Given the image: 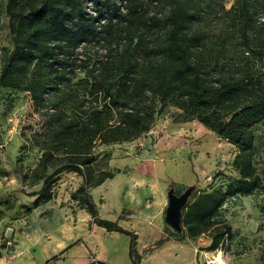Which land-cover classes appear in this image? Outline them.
<instances>
[{"label":"trees","instance_id":"16d2710c","mask_svg":"<svg viewBox=\"0 0 264 264\" xmlns=\"http://www.w3.org/2000/svg\"><path fill=\"white\" fill-rule=\"evenodd\" d=\"M153 3L169 4V13L147 12ZM218 4L4 1L0 10L9 47L0 66V87L29 95L42 120L29 137L41 153L37 169H51L29 195L35 207L51 200L59 175L71 172L81 178L72 200L97 226L126 233L98 217L89 194L118 172L95 170V150L145 135L171 106L180 122L196 121L236 149L230 162L236 176L228 177L224 188L191 186L180 231L165 227L152 247L170 237L182 241L209 234L205 251L211 252L232 238L230 226L219 220L222 206L262 186L255 128L264 123V0H233L228 9L220 4L219 23L210 28L205 19Z\"/></svg>","mask_w":264,"mask_h":264},{"label":"rangeland","instance_id":"374dc122","mask_svg":"<svg viewBox=\"0 0 264 264\" xmlns=\"http://www.w3.org/2000/svg\"><path fill=\"white\" fill-rule=\"evenodd\" d=\"M5 0H0V9ZM218 6L206 17L209 27L219 23V5L228 9L233 0H218ZM205 9V8H204ZM170 11L167 3H153L147 12L157 16H166ZM202 14L208 12L204 10ZM208 27V28H209ZM6 17L0 10V66L8 49ZM76 82V79L73 81ZM178 110L167 106L158 116L151 130L129 142L110 144L95 150V170L118 171L116 166L128 168L126 162L152 158L163 159L159 164L157 179L166 184V189L178 197L191 186L197 190L224 188L228 177L236 176L230 166L236 149L205 129L196 121L180 122ZM41 117L34 113L29 95L25 92L0 87V229L14 226L17 233H22L30 217L33 205L32 191L39 189L45 172L37 169L40 151L30 141L33 131H38ZM256 168L262 180L261 188L250 195L235 196L222 206L219 220L231 228L232 238L228 239L217 251H206L208 258L220 252L228 264H261L264 257V123L255 128ZM63 162L65 159H59ZM111 165V167H109ZM222 172L221 175L216 173ZM81 178L71 172L62 173L51 185V200L61 206L71 201V194L77 189ZM172 188L169 190V185ZM101 186L94 190L99 194ZM167 198H168V193ZM166 203V204H165ZM167 202H157L160 207L159 226L166 225L165 209ZM165 204V205H164ZM27 221V220H26ZM29 223V222H27ZM166 227V226H165ZM203 259V258H202ZM206 264L205 260H202Z\"/></svg>","mask_w":264,"mask_h":264},{"label":"crops","instance_id":"0c3cea01","mask_svg":"<svg viewBox=\"0 0 264 264\" xmlns=\"http://www.w3.org/2000/svg\"><path fill=\"white\" fill-rule=\"evenodd\" d=\"M156 156L127 159L122 164L128 168L116 166L119 170L113 178L89 190L98 217L126 233L97 226L75 200L61 206L52 199L32 210L22 233L13 225L0 229V264H203L209 234L182 241L170 237L161 247H152L165 226L170 228L155 222L160 211L157 202L168 200L166 184L157 179L161 167L156 163L163 159ZM101 186L104 189L95 195ZM7 230L14 241L9 249L3 244Z\"/></svg>","mask_w":264,"mask_h":264},{"label":"water","instance_id":"95a60500","mask_svg":"<svg viewBox=\"0 0 264 264\" xmlns=\"http://www.w3.org/2000/svg\"><path fill=\"white\" fill-rule=\"evenodd\" d=\"M189 193L190 188L178 197L174 196L171 192L168 193V203L165 209L164 221L173 231H180L181 209L185 205ZM10 235L11 230H7L5 237L9 238Z\"/></svg>","mask_w":264,"mask_h":264},{"label":"bare ground","instance_id":"6f19581e","mask_svg":"<svg viewBox=\"0 0 264 264\" xmlns=\"http://www.w3.org/2000/svg\"><path fill=\"white\" fill-rule=\"evenodd\" d=\"M209 259L211 260V262H208L209 264H228L227 260L223 258L220 252Z\"/></svg>","mask_w":264,"mask_h":264},{"label":"built area","instance_id":"2783aa9c","mask_svg":"<svg viewBox=\"0 0 264 264\" xmlns=\"http://www.w3.org/2000/svg\"><path fill=\"white\" fill-rule=\"evenodd\" d=\"M13 242L14 241H13V239L11 237L5 238L4 241H3L4 247L6 249L11 248L13 246ZM203 256H204V259L206 261V264H209L208 262H211V260L206 256V254H203Z\"/></svg>","mask_w":264,"mask_h":264}]
</instances>
